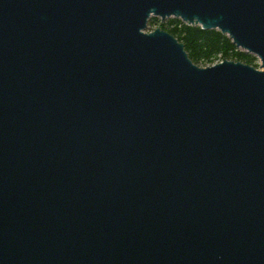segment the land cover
<instances>
[{"label":"water","instance_id":"obj_1","mask_svg":"<svg viewBox=\"0 0 264 264\" xmlns=\"http://www.w3.org/2000/svg\"><path fill=\"white\" fill-rule=\"evenodd\" d=\"M0 264H264V0H0Z\"/></svg>","mask_w":264,"mask_h":264},{"label":"trees","instance_id":"obj_2","mask_svg":"<svg viewBox=\"0 0 264 264\" xmlns=\"http://www.w3.org/2000/svg\"><path fill=\"white\" fill-rule=\"evenodd\" d=\"M155 19L151 18L149 24ZM159 27L170 33L181 42L188 58L194 64L210 62L213 57L240 61L255 67L254 57L240 51L218 31L213 29H200L198 26H188L178 19L169 18Z\"/></svg>","mask_w":264,"mask_h":264},{"label":"rangeland","instance_id":"obj_3","mask_svg":"<svg viewBox=\"0 0 264 264\" xmlns=\"http://www.w3.org/2000/svg\"><path fill=\"white\" fill-rule=\"evenodd\" d=\"M151 18H154L155 20L153 21V23L152 24H149L148 22L149 21H151ZM170 17H168V18H165V19H163L162 21L161 20H159V18H157V17H150L149 19H148V21H147V23H146V27H145V31H150V30H152L153 28H155V27H159V24L160 23H163V22H165L166 20H168ZM218 61H220V57H218V56H216V57H213L212 59H211V61L210 62H205V63H199V64H196L197 66H208V65H211V64H214V63H216V62H218ZM254 62H255V67H258V62H257V59H254Z\"/></svg>","mask_w":264,"mask_h":264},{"label":"built area","instance_id":"obj_4","mask_svg":"<svg viewBox=\"0 0 264 264\" xmlns=\"http://www.w3.org/2000/svg\"><path fill=\"white\" fill-rule=\"evenodd\" d=\"M258 62V61H257Z\"/></svg>","mask_w":264,"mask_h":264}]
</instances>
